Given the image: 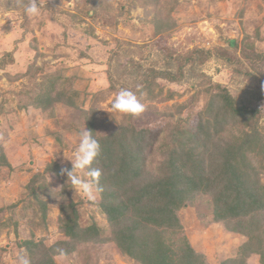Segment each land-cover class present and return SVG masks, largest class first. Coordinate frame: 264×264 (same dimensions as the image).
I'll use <instances>...</instances> for the list:
<instances>
[{
	"label": "rangeland",
	"instance_id": "1",
	"mask_svg": "<svg viewBox=\"0 0 264 264\" xmlns=\"http://www.w3.org/2000/svg\"><path fill=\"white\" fill-rule=\"evenodd\" d=\"M26 4L0 0V146L7 160L0 167V264H19L18 256H27L26 241L51 246L67 239L61 228L71 216L85 232L95 233L86 230L94 226L101 237L110 236L101 193L88 201L60 171L71 168L67 158L85 127L96 138L126 130L128 142L132 130L140 131L129 151L152 176L167 170L168 140L178 130H187L181 133L189 140L187 151L191 140L264 137V58L255 69L239 51L244 44L264 52V0H40V15L32 18L24 13ZM222 50L232 61L220 57ZM138 64L144 71L137 73ZM147 70H168L177 79L154 72L150 84L137 91ZM122 87L145 104L140 116L112 110ZM217 92L258 111L225 113L220 97L211 96ZM37 95L43 99L39 104ZM218 111L216 123L212 114ZM114 147L113 160L121 161L125 154ZM258 167L264 180V154ZM185 198L171 203L179 236L208 264L239 257L245 237L207 222L208 199ZM79 242L73 241L70 255H53L54 262L84 264ZM95 259L129 264L113 245L97 249ZM246 264H262L259 254Z\"/></svg>",
	"mask_w": 264,
	"mask_h": 264
},
{
	"label": "trees",
	"instance_id": "2",
	"mask_svg": "<svg viewBox=\"0 0 264 264\" xmlns=\"http://www.w3.org/2000/svg\"><path fill=\"white\" fill-rule=\"evenodd\" d=\"M239 51L253 66L264 58V52H255L251 46L244 44L240 45ZM202 53L206 57L211 54L210 50H202ZM220 57L227 62L232 61L228 50H222ZM254 68L257 69L256 66ZM136 71L144 70L138 64ZM154 72L157 77L173 81L177 79L168 70H147L142 73L139 88L150 84ZM108 78L113 82L110 74ZM213 95L220 97L221 109L225 113L254 114L258 111L238 104L228 92ZM38 97L37 104L43 100ZM219 112L212 114L216 123L219 121ZM186 131L178 130L179 133L168 140L171 146L166 159L167 170L155 176L150 171L144 172L138 157L129 151L128 144L140 131L135 133L132 130L130 138L133 139L129 142L123 129L97 138L101 151L92 167L102 170L100 205L110 223V236L101 237L94 226L86 230L95 233L85 232L78 226V218L71 216L67 226L61 228L67 239L58 240L51 246L25 242L27 256L33 264H56L53 255L73 253V241H80L84 264H99V259L98 262L95 259V251L106 245H113L129 264H208L204 255L194 250L185 236H179L181 225L171 203H183L188 194L191 198L198 195L208 199L212 213L208 223H222L228 231L245 237L239 248V257L230 258L221 264H246L247 257L254 253L259 254L264 264V180L259 177L258 171L264 154V137L247 134L241 139L221 135L204 144L201 140H191L193 148L187 151L185 144L189 140L181 135ZM115 144L125 154L120 158L121 161L113 160ZM195 146L200 150L195 151ZM6 162V155L0 146V167ZM110 162L119 166L114 169L109 166ZM45 169L56 172L51 166ZM35 192L33 190L32 195L36 202L38 195ZM161 196L168 197V200ZM42 209H45L44 203Z\"/></svg>",
	"mask_w": 264,
	"mask_h": 264
},
{
	"label": "clouds",
	"instance_id": "3",
	"mask_svg": "<svg viewBox=\"0 0 264 264\" xmlns=\"http://www.w3.org/2000/svg\"><path fill=\"white\" fill-rule=\"evenodd\" d=\"M40 0H27L24 7V13L29 18L40 15ZM139 86H137V91ZM113 111L133 117L140 116L145 111V104L136 92L129 88H120L111 101ZM101 145L99 140L93 135V132L86 127L78 133V143L74 149L73 156L67 158L71 161V168L62 167L61 174L67 176L72 189L81 193L83 198L88 201H95L97 195L103 191L100 184L102 170L92 167L94 161L100 155ZM80 173H83L81 175ZM19 264H33L31 258L20 254L18 256Z\"/></svg>",
	"mask_w": 264,
	"mask_h": 264
}]
</instances>
